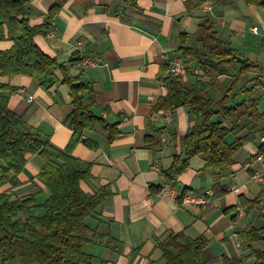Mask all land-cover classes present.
<instances>
[{
    "label": "crops",
    "instance_id": "0c3cea01",
    "mask_svg": "<svg viewBox=\"0 0 264 264\" xmlns=\"http://www.w3.org/2000/svg\"><path fill=\"white\" fill-rule=\"evenodd\" d=\"M56 1L28 0L29 25L41 26ZM206 20L241 60L254 65L239 76L237 90L250 86L249 81L258 77L260 87L252 97L258 100V112L263 113L264 10L247 6L244 0H69L54 17L52 29L33 39L70 77L79 76L92 87L91 94L83 93L93 103L91 114L117 132L116 138L108 141L107 133L98 126L85 131L83 139L89 145L78 143L72 152L79 168L90 166V178L80 182V189L87 194L99 189L108 192L87 220L94 235L85 252L102 261L92 264H162L156 240L169 232L189 239L204 238L208 264H223V258L253 264L238 232L264 227V152H259L260 146L264 148V135H257L255 143L245 144L233 156L231 168L220 181L219 188L226 190L223 194L213 193V177L209 170H203L198 157L190 160L174 185L166 183L161 174L180 153V137L195 124L186 106L152 112L166 94L157 80L161 72L167 76L163 56L178 51L181 35L185 46L199 49L195 35L198 24ZM3 37L0 51L13 45L5 29ZM93 58L100 61L96 66L81 65L82 60ZM185 60L200 73L182 77V84L195 86L214 102L221 100L239 70L233 65L224 75L214 77L192 59ZM52 78L59 84L50 83L43 89L31 77L0 76V96L7 97L8 108L27 128L48 137L49 153L55 158L56 151L64 149L72 138L63 120L73 107L69 87L62 84L63 71L52 69L43 81ZM242 98L237 92L230 103ZM153 131L160 134L148 141ZM44 164L40 156H29L16 176L18 184L6 183L0 193L11 201L29 196L41 201L46 195L39 177ZM254 175L258 178L253 179ZM183 191L203 196V203L175 205L172 192ZM239 196L256 201L258 208L242 206ZM109 238L118 243L110 247Z\"/></svg>",
    "mask_w": 264,
    "mask_h": 264
},
{
    "label": "trees",
    "instance_id": "16d2710c",
    "mask_svg": "<svg viewBox=\"0 0 264 264\" xmlns=\"http://www.w3.org/2000/svg\"><path fill=\"white\" fill-rule=\"evenodd\" d=\"M69 0H57L49 9L48 16L41 26H30L27 16L28 0H0V40L5 29L12 47L0 51V76L12 78L16 75L35 79L39 86L47 89L50 83L58 85L52 78L49 82L43 77L52 69L63 71L62 84L69 87L73 107L63 120V126L73 135L67 146L51 156L47 136L39 131H31L22 118L15 115L7 106V97L0 96V188L10 183L16 186V176L22 171L27 158L38 155L45 161L39 173L44 181L46 195L41 201L36 196L11 201L5 193H0V264H92L102 262L87 254L85 246L92 241L93 232L87 220L106 199L108 192L99 189L94 194L84 193L79 184L89 179L88 164H80L72 155L78 143L89 145L84 132L95 127L102 128L108 141L116 138L113 126L104 124L90 112L93 104L83 93H92V87L80 80L79 76L70 77L54 59L44 55L35 45V36L52 29L53 19ZM82 1V0H79ZM129 2L130 0H122ZM247 6L264 10V0H244ZM195 40L200 48L181 45L176 53L184 59L190 58L202 71L214 77L222 76L233 65L239 67L237 76L232 80L220 101L214 102L195 86L182 84L181 78H170L159 74L158 81L166 89L164 97L158 99L152 112L169 108L188 107L189 117L195 124L180 137V153L174 155L171 167L162 172L163 180L174 185L184 173L193 157L203 161V170H209L213 177V193L223 194L219 188L224 173L233 164V156L247 143H255L257 135H264V112L257 110L258 100L252 97L260 87L258 77L249 81L246 88L237 90L239 76L250 71L254 65L241 60L237 51L228 43L220 40L209 21L198 24ZM167 68L164 67V72ZM239 92L243 98L231 104ZM159 132L153 131L148 141H153ZM232 140L229 141L228 138ZM259 152H264L263 146ZM12 176V177H11ZM160 189H156L159 191ZM185 191L181 195H185ZM245 207L258 208L256 201H247L239 196ZM226 212V211H224ZM264 216V215H263ZM247 251V258L253 264H264V227H247L238 232ZM118 243L108 239V245ZM204 238L189 239L182 233H167L156 240L161 253L162 264H208L204 256ZM240 259L223 258V264H237ZM150 264H157L151 262Z\"/></svg>",
    "mask_w": 264,
    "mask_h": 264
},
{
    "label": "built area",
    "instance_id": "2783aa9c",
    "mask_svg": "<svg viewBox=\"0 0 264 264\" xmlns=\"http://www.w3.org/2000/svg\"><path fill=\"white\" fill-rule=\"evenodd\" d=\"M256 29L254 28L253 31ZM100 61L98 59H84L81 62L83 67L86 66H96ZM163 63L166 66V74L170 78H182L187 76L189 73L193 75H198L200 72L198 69L191 68L188 65V62L183 58L182 55L179 53L169 54L163 56ZM31 100V97H29ZM257 160H261V157H257ZM246 169L249 168L248 165L245 167ZM258 178L257 175H254L253 179ZM172 198L177 206H185V205H200L204 201L203 196H197L193 194H177V192H172Z\"/></svg>",
    "mask_w": 264,
    "mask_h": 264
}]
</instances>
